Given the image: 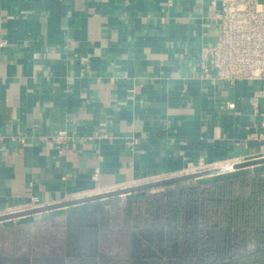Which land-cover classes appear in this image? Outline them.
<instances>
[{"label": "crops", "instance_id": "crops-1", "mask_svg": "<svg viewBox=\"0 0 264 264\" xmlns=\"http://www.w3.org/2000/svg\"><path fill=\"white\" fill-rule=\"evenodd\" d=\"M221 7L0 0V216L264 157V82L200 75Z\"/></svg>", "mask_w": 264, "mask_h": 264}, {"label": "trees", "instance_id": "trees-1", "mask_svg": "<svg viewBox=\"0 0 264 264\" xmlns=\"http://www.w3.org/2000/svg\"><path fill=\"white\" fill-rule=\"evenodd\" d=\"M0 264H264V175L237 170L0 229Z\"/></svg>", "mask_w": 264, "mask_h": 264}, {"label": "built area", "instance_id": "built-area-1", "mask_svg": "<svg viewBox=\"0 0 264 264\" xmlns=\"http://www.w3.org/2000/svg\"><path fill=\"white\" fill-rule=\"evenodd\" d=\"M216 16L221 20V33L215 44L200 48L201 77L234 84L246 75L264 82V0H222ZM6 44L2 40L1 45ZM261 97L264 99V87L254 92L252 103L257 105ZM227 108H235V103L229 102ZM260 126L264 139V107ZM68 138L63 131L54 140L63 142Z\"/></svg>", "mask_w": 264, "mask_h": 264}, {"label": "water", "instance_id": "water-1", "mask_svg": "<svg viewBox=\"0 0 264 264\" xmlns=\"http://www.w3.org/2000/svg\"><path fill=\"white\" fill-rule=\"evenodd\" d=\"M262 164H264V157L239 162L237 164L230 165V166H222V167L202 170L199 172H194V173L186 174L183 176L173 177V178L159 180V181L141 184V185H136V186H132L128 188L112 190V191L99 193V194H95L91 196H85L82 198L64 201V202H60L57 204H51V205L35 207V208H31V209L23 210L19 212L9 213L5 215H1L0 222L5 221V220L14 219V218H20V217H25L29 215L48 212V211H52L56 209L70 208V207L86 204L89 202L109 199L112 197L121 196L125 194H131L134 192L149 191L155 188H161V187H165V186H169V185H173V184H177L181 182L195 180V179L202 178V177L217 175V174L228 172L231 170H238V169H243V168H248V167H254V166L262 165Z\"/></svg>", "mask_w": 264, "mask_h": 264}, {"label": "rangeland", "instance_id": "rangeland-1", "mask_svg": "<svg viewBox=\"0 0 264 264\" xmlns=\"http://www.w3.org/2000/svg\"><path fill=\"white\" fill-rule=\"evenodd\" d=\"M240 171H250L252 173H255V174H262L264 175V165H259V166H254V167H248V168H243V169H238ZM237 170H231V171H228V172H224V173H220V174H217V175H213V176H207V177H202V178H198V179H195L196 181H203V180H209L211 178H217V177H220V176H223V175H226L228 173H233ZM160 189H163V187L161 188H155V189H151L149 190L150 192H155L157 190H160ZM128 196H130V194H125V195H121V196H116V197H112V198H117L119 202H122L123 200H125ZM106 200V199H104ZM64 210H68V208L66 209H62L60 211H64ZM44 214V213H43ZM51 214V213H50ZM39 216H43L41 215L40 213L39 214H34V215H29V216H25L26 218L28 219H25V217H23L22 219H18L16 221H3V222H0V229H3V228H10L12 226H15V225H12V224H15L17 222L16 225H19L21 226L23 224V222H29L31 219L33 218H37ZM21 218V217H20ZM15 222V223H13Z\"/></svg>", "mask_w": 264, "mask_h": 264}]
</instances>
